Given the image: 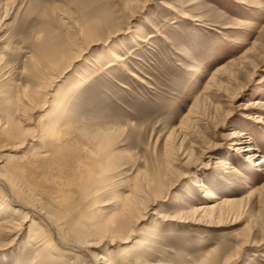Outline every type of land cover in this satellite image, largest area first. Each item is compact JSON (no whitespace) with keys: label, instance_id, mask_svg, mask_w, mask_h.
<instances>
[{"label":"rangeland","instance_id":"rangeland-1","mask_svg":"<svg viewBox=\"0 0 264 264\" xmlns=\"http://www.w3.org/2000/svg\"><path fill=\"white\" fill-rule=\"evenodd\" d=\"M98 12L112 16V27L101 22L99 36L84 38L74 23L96 20ZM47 39L71 50L54 70L36 63ZM111 50L129 69L108 66ZM212 83L218 89H207ZM25 88L30 110L23 117L16 107ZM191 111L200 114L198 122H190ZM1 122L0 175L17 166L19 176L45 188L59 168L52 171L51 157L42 156L58 138L67 136L72 152L78 141L112 129V178L95 206L107 203L102 211H114L115 195L133 191L143 210L152 206L132 240L125 241L126 231L114 243L112 234L91 237L98 244L92 249L110 264H195L207 254L208 264H264V162L256 164L264 157V0H0ZM22 131L36 135L27 143ZM234 131L245 132L241 138L258 145L260 156L237 153L241 142L229 139ZM216 144L209 157L207 147ZM148 176L155 177L151 186ZM200 179L208 190L238 200L231 216L216 224L206 217L164 221L154 213L175 218L214 202L194 185ZM27 230L0 248V264L30 263ZM77 264L90 263L81 256Z\"/></svg>","mask_w":264,"mask_h":264},{"label":"bare ground","instance_id":"bare-ground-1","mask_svg":"<svg viewBox=\"0 0 264 264\" xmlns=\"http://www.w3.org/2000/svg\"><path fill=\"white\" fill-rule=\"evenodd\" d=\"M132 15L134 16V12L132 13ZM96 16H99V12L96 14ZM111 17L112 16L110 15H105V17L102 18L99 16L96 20L84 22L83 25L75 22L74 26L77 28V32L82 34L84 38L85 37L92 38L95 36H99V34H101L100 32V27L102 25L101 22H103V24H107L108 31L110 30L109 28L112 27L111 26L112 23H110ZM39 50H40V56H39L40 59H38V61L36 62L37 66L38 65L46 66V67L51 66V68L53 67V70L54 67H57L56 64L58 62L61 63L63 62V59H67L68 54L71 51L70 49H68L67 44L64 43L52 44L50 41H48V39L46 42L41 43V45H39ZM110 55H111V59L109 61L108 66L113 67L114 65H118L120 63L121 66L126 67V64H124L125 57L121 55L118 51L116 52L111 50ZM41 60L44 61L45 64H43ZM128 69H127V73L131 77L138 78L134 72L128 71ZM221 71L222 68H219V70H217L216 73ZM90 78L91 76L90 77L88 76V78L86 77V79L83 80V84L84 82L86 83V81L88 82V79L90 80ZM141 80L140 82H143ZM83 84L81 86H83ZM214 85L215 88L218 89L217 87L218 85H216L215 83L209 85L207 89H212ZM23 91H24L23 95L21 96L18 95L19 101L17 102L16 110L18 114L24 117L26 114H28L30 110V108L27 106V104L30 103V101L28 98H26V96H28L26 94L29 92V90L27 91V89L25 88V90ZM38 95H39V89L37 88L34 90V94L31 95L32 100H34V98H36ZM196 114L198 113L197 112L194 113L193 111H191L190 115H192L193 119H190L191 121L189 119L188 120L190 122H195V123L198 122L201 116L200 114L198 115ZM21 120L15 121V125L19 128H20ZM188 120H186V122ZM58 122L59 119H56V121H54L55 126H57ZM0 124H2V122ZM59 124L58 127L60 128L61 125L59 126ZM58 129L56 130L55 128L56 131H58ZM52 130L54 132V128H51V131ZM56 133L57 132H55V134ZM111 133H112V129H108L103 132H97L93 135H90L87 139L78 141L79 142L78 144H80L79 152L77 148L78 147L77 142H76L77 145L76 144H75L76 146L74 145L76 150L73 149L74 151L71 152L72 147L68 146L67 145L68 141L64 140L65 137L67 136L62 137L61 139L58 138V141L54 143L56 145H53L54 148L52 149L50 155L43 154L42 156L41 154V156L44 158L47 156L51 157L48 159L49 163L47 162L48 164L47 167L48 166L51 167L50 169H52V171L58 167L59 175H57V177H52L50 179L51 182L49 183L50 186L48 184L49 186L48 188L41 187L42 185L40 184L41 186L39 185V187L41 191L38 190L39 187L36 186L37 187L36 188L33 186L35 180L33 181V184H31L28 183L27 179L25 180V178L19 176L18 169H16L17 166L16 167L6 166L9 168V175L7 176L0 175V187L4 189V193L0 191V216L1 215L6 216V218L3 221H0V248H2V246L4 245H12V243L15 242V240L19 238L21 234L28 228L27 230L28 233L26 238L27 240H29V242L32 245H34V249L32 251H29L28 257H26L25 260V262H28V259H30L29 264H60V263L65 264L64 259L66 257L71 259L70 264H77V261L81 256L84 257L86 256L90 264H110L109 257L107 255H97L95 251L92 249V247H95L97 243L94 244V242L91 241V237L99 236V237L107 238V236L112 234V236L114 235L116 236V238H114L111 241V243H114V241L116 242L117 240H120L117 239L118 238L117 236L123 238V236H121L120 234L126 231L127 235L126 238H124L125 241L132 240L134 238L133 235L137 233L136 229L138 224L141 222V220L147 218V214L148 215L150 214L149 211L152 206L151 203L150 204L147 203L143 210L142 205H140L139 203L138 196L136 195L133 196L135 191L127 195L123 193L119 195L118 194L115 195V198L119 200V203L117 204V207L114 211H106V212L102 211L101 207L102 208L105 207L107 203L105 205L103 204V205L95 206L97 203L103 202L101 199L98 201L97 196L99 195V193L103 194L104 191L106 192L105 188L107 186V183L112 178L108 174V170H110L109 168L111 166V161L113 159L112 157L115 153L114 143H112L113 136ZM22 134H25L24 139L25 141L28 140L27 143L29 142V140L31 139L33 140V137L36 135V134L30 135V133L28 134L23 131ZM245 135H246L245 132L236 133L235 131L230 134L229 139H231L233 143L241 142L238 144V146H236L235 151L239 154L240 153L243 154L246 158L249 159L260 156L259 154L260 148L258 147V145H256L255 143H251L250 139L244 141V139L241 138L244 137ZM65 145H67V147H65ZM217 146L218 144H216L215 146L207 147L206 153L210 155L209 157H214L213 150ZM184 154L185 152L183 153V155ZM2 156L0 158L4 160L3 157L5 155L3 157ZM41 156L40 157L37 156V158L41 159ZM6 159L9 160L8 158ZM170 159L171 157H168L167 160ZM170 162L171 161H169V163ZM218 162H222V160H219ZM256 162L257 165L262 166L264 162V157L262 160ZM29 163L28 165H30ZM25 166L26 165H24V168ZM229 168L231 169L232 167L224 166V169H229ZM27 169L30 171V168ZM149 176L147 178V183H146L147 186H151L155 182V177H149ZM37 179L38 178H36V180ZM160 180L161 179L159 175L157 181L160 182ZM194 185L204 190V195L207 200H213L214 202L208 204H201V206H195L191 208V211H187L183 213L181 216L179 215L175 218L174 217L167 218L166 216L160 213L157 212L154 213L157 214L164 221L170 219H176L183 222L193 221L199 223L200 221H202L201 218L206 217L210 219L209 221L216 224L224 221L226 219V216L229 215L231 216V211L235 209L234 207H236L235 205L238 203L237 199L235 198L227 199L224 198L223 196H220L218 193L213 192L212 190H208V187H206V185L204 184V182H202L201 179L196 180ZM135 188H137L136 183H135ZM36 191L38 193H35ZM19 199L26 201L27 204L23 205ZM97 212H99L100 214ZM234 212L236 213L238 211L236 210ZM237 219L238 218L236 215L233 216L232 219L233 223L237 222L235 221ZM4 237H8L7 244H5V241H3ZM94 239L95 238H93L92 240ZM247 243L248 242H246V244ZM128 246H129L128 249L132 247L130 245H126V247ZM208 260H209V255L207 254V256L204 257L202 261L195 264H208Z\"/></svg>","mask_w":264,"mask_h":264}]
</instances>
